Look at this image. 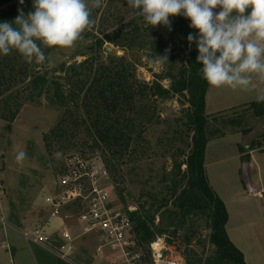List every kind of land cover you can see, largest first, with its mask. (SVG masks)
<instances>
[{"label":"rangeland","instance_id":"rangeland-1","mask_svg":"<svg viewBox=\"0 0 264 264\" xmlns=\"http://www.w3.org/2000/svg\"><path fill=\"white\" fill-rule=\"evenodd\" d=\"M19 3L20 0H12L10 5H5L13 20L19 15L18 10H22L15 9ZM6 15L0 16V22ZM93 16L96 19L95 26L84 33V39L76 42L75 47L62 51L51 49L45 53L55 62V67L51 69L25 63L15 51L10 57L0 55L5 62L9 58L12 60L0 69V188L3 192H0V255L7 254L6 259L0 258V264H131V257L135 253L140 254L142 264H153L151 242L142 243L138 238L126 258L110 245L103 246L102 253L98 252L100 240L94 234L81 236L76 242V252L69 260H62L53 246L35 244L22 237L24 228H30L47 217L43 198L52 191L56 176L65 170V156L74 152L86 153L89 158L101 155L100 159H95L105 163L110 171L108 187L112 191V204L117 210L130 214L145 205L144 210L154 215L156 225L169 224L167 208L172 205H166L164 201L174 195V182L183 179L175 165L185 160L182 152H189L191 143L187 121L192 112L187 93L172 92L167 98L149 95L144 98L146 108L143 112H123L131 121L132 139L127 151L115 154L98 140L92 128L87 127V116L83 110H79L83 91H79L78 96L75 92L73 98L67 100L68 105L64 109L50 98L53 94V90H47L50 85L41 95L34 87H29L33 79L29 74L32 73H46L48 77L55 76L61 81L68 79L69 73H73L79 63L88 57L98 56V50L95 49L98 38L104 39L106 33L116 28L129 31L142 20L135 10L127 6V0H104L103 6L93 11ZM148 33L144 45L137 42V45L128 46L127 43V46H121L106 41L99 50L100 57L108 61L111 55L124 56L131 62L135 61L138 84L151 85L158 80L164 88L170 89L173 78L169 75L172 73L179 77L181 60L186 59L187 52L181 50L183 43L178 36L165 32L157 35ZM154 37L157 41L153 40ZM166 49H170L167 53L168 62L163 65L149 63L155 54L165 55ZM172 63L174 68H171ZM76 88L71 78L67 80L66 96ZM252 97L250 93L234 91L226 86L207 91L209 111L225 108L207 113L209 129L217 128L219 133L212 138L227 135L225 139L210 142L208 173L222 182L225 175H232L231 190L222 191L220 185L218 194L228 200L232 213L246 209L247 215L257 217L262 199L243 187L244 167L241 172L236 150L240 142V152L246 155L250 144L262 142V146L256 148L264 151V115L257 114L254 107H249L250 103L235 106ZM142 103L138 102L137 105ZM62 117L66 118L64 122L60 121ZM232 119L239 124L230 125L229 120ZM73 120L78 123L75 124ZM60 126L64 127L63 132L58 130ZM53 130L56 133H52ZM19 150L26 151L28 157L22 163H17L15 159ZM56 152L62 154L59 159L54 156ZM219 159L221 163H216ZM185 169L186 164H183L182 171ZM185 183L183 180L182 186ZM70 223L74 231L78 232L75 223ZM173 231L174 228L170 227L166 233L157 235L156 239L164 237L168 247L176 248L183 254L186 263L189 258L192 264L200 259L202 264H206L214 254L215 246L209 236L210 221L205 215H190L176 233ZM188 236H192L189 244L186 239Z\"/></svg>","mask_w":264,"mask_h":264},{"label":"trees","instance_id":"trees-1","mask_svg":"<svg viewBox=\"0 0 264 264\" xmlns=\"http://www.w3.org/2000/svg\"><path fill=\"white\" fill-rule=\"evenodd\" d=\"M11 1L0 0V11L3 12L0 13V16L7 14L2 18V21H13L12 15L9 14L10 10L5 8V5H10ZM18 8L27 14L33 10L32 2L27 0L23 4L19 3L15 9ZM141 19V22L134 24L129 31L116 28L112 32L106 33L104 39L98 38L95 43L98 56L96 58L88 57L79 63L76 70L69 73L68 79L61 81L55 76L48 77L46 73H32L29 74L33 77L29 87H34L38 95H41L46 86L50 85L47 86L49 92L53 90L50 98L64 109L68 105L66 104L67 100H71L75 92L78 96L79 91H83L84 97L79 110H83L87 116V127L92 128L98 140L106 144L115 154L127 151L132 139L130 136L131 121L129 116H125L123 112L135 110L140 113L143 112L146 108L144 98L149 95L156 98H167L172 92L187 93V100L192 112L187 121L188 130L191 133V143L189 152H182L185 155V160L179 164H174L183 179L174 182L172 187L174 195L171 196V199L168 198L164 201V204L172 205L167 208L170 215L169 224L166 226L156 225L154 215L147 214L143 208L145 205H142L139 210L130 213L136 239L138 238L142 243H150L156 239L157 235L166 233L170 227H173V233H176V230L187 221L190 215L203 214L210 221V242L215 246L214 254L208 258L206 264H247L243 252L233 243L227 232L226 224L229 214L226 204L212 190L205 172L204 162L207 143L210 138L219 133L217 128L209 129L210 120L206 112V97L210 85L199 74V68L202 65L196 60L198 51L195 42L190 45L187 40L188 35L190 33L196 35L197 30L190 28V20L183 16L170 17L171 31L163 25L146 26L142 17ZM148 32L154 35L165 32L175 37L178 36L183 43L181 50L187 52L186 59L181 60L182 64L178 70L179 77L177 74V76L172 73L169 75L173 78L170 89L164 88L158 80L153 81L151 85L138 84L135 78V66L137 64L135 61L131 62L124 56L111 55L108 61H104L100 57L99 50L104 42L109 41L121 46H127V43L128 46L137 45V42L143 43L145 38H148ZM153 40L157 41L155 37ZM49 51L51 49H45V53ZM11 61L9 58V61L5 62L4 58L0 57V69L2 66H7ZM174 67L175 65L172 63L171 68ZM70 78L77 88L71 91L69 96H66V84ZM138 102L143 103L137 105ZM249 107H254L257 114L264 115V103L252 101ZM63 119L66 120L65 117H62L60 121ZM73 122L78 123L75 120ZM229 124L235 126L239 122L232 119L229 120ZM75 126L78 127V125ZM63 128L60 126L58 130L63 132ZM52 133H56L55 130ZM257 146H262V142L250 144L248 151ZM247 157L249 158V153L243 157L244 161L249 160L246 159ZM183 164H186L185 171H182ZM183 180L186 182L184 186H182ZM191 238L192 236L186 238L188 244ZM186 264H192L189 258H187ZM195 264H202V259Z\"/></svg>","mask_w":264,"mask_h":264},{"label":"clouds","instance_id":"clouds-1","mask_svg":"<svg viewBox=\"0 0 264 264\" xmlns=\"http://www.w3.org/2000/svg\"><path fill=\"white\" fill-rule=\"evenodd\" d=\"M24 0H20L23 4ZM104 0H32V11L13 21L0 22V55L17 52L28 64L51 69L55 62L45 49L62 51L75 47L96 24L95 9ZM127 6L143 18L146 26L163 25L171 31L170 17L190 20L189 44L195 42L201 64L199 74L210 86H227L254 95L264 103V0H127ZM219 11H214L216 9ZM149 60L152 65L168 62L167 53ZM60 152L54 153L59 159ZM16 152L17 163L26 160Z\"/></svg>","mask_w":264,"mask_h":264},{"label":"built area","instance_id":"built-area-1","mask_svg":"<svg viewBox=\"0 0 264 264\" xmlns=\"http://www.w3.org/2000/svg\"><path fill=\"white\" fill-rule=\"evenodd\" d=\"M99 155L89 158L86 153L74 152L65 156V170L56 176L52 191L43 198L47 217L23 229L26 241L53 246L60 259L69 260L76 252V240L94 234L100 240L98 252L110 245L122 257L130 255V248L136 244L133 220L112 204L110 171L105 163L96 160ZM0 192L3 193L1 188ZM252 194L264 198V185H256ZM151 246L153 264H186L183 254L168 247L164 237H157ZM131 264H142L139 253L131 257Z\"/></svg>","mask_w":264,"mask_h":264},{"label":"crops","instance_id":"crops-1","mask_svg":"<svg viewBox=\"0 0 264 264\" xmlns=\"http://www.w3.org/2000/svg\"><path fill=\"white\" fill-rule=\"evenodd\" d=\"M32 1V0H29ZM220 9H216L214 11H219ZM259 82L264 83V77L259 78ZM227 87V86H226ZM212 88V90L215 89L214 86H209V90ZM229 88V87H228ZM231 89V88H230ZM254 96L253 94H251ZM255 98H246L242 103H238L235 106L242 105L244 103H250L254 101ZM208 102L206 104V110H208ZM225 108H218L212 111H217V110H222ZM212 111H207L208 114H210ZM229 136V135H228ZM227 135L221 136V137H215V138H210L207 146H206V152H205V171L206 175L209 181V185L211 186L212 190L225 202L229 218L228 222L226 224L227 232L233 241V243L243 252L245 260L247 264H264V198H261L260 205L258 206V211L256 212L257 217H250L249 215L246 214L247 210L243 212H231L228 204V200L224 197H221L218 192L219 189L218 187L221 185L222 191H229L232 188V175H225L224 177V182L222 180H217L215 179V176H211L208 173V147L211 141L214 139H225ZM239 143H237V158L240 163L239 165V170L242 172L244 164L248 162L250 164V170H251V176L252 180L254 181L255 186L259 184L264 185V151H261L260 149H253L251 151H247V154L249 153V158L247 157L246 159H249L248 161H244L245 159L243 158L245 155L240 152L239 148ZM218 158V157H217ZM216 163H221L220 159ZM217 165V164H216ZM244 175V173H242ZM243 184V183H242ZM243 187L248 191V187L244 181ZM241 188V186H240ZM240 190L237 191V194L239 193ZM251 193V192H250ZM252 194V193H251ZM253 195V194H252ZM254 196V195H253ZM233 196H230V198H233ZM260 198V197H258ZM262 216V218H260ZM54 222V220H53ZM55 223V222H54ZM262 236H261V235ZM83 237V236H82ZM77 242V240H76ZM76 250H77V245H76ZM7 254L1 253V257H6ZM256 257V258H254ZM6 259V258H5Z\"/></svg>","mask_w":264,"mask_h":264},{"label":"water","instance_id":"water-1","mask_svg":"<svg viewBox=\"0 0 264 264\" xmlns=\"http://www.w3.org/2000/svg\"><path fill=\"white\" fill-rule=\"evenodd\" d=\"M243 173H244V181H245L249 191L251 193L254 192L256 189V186L254 184V181L252 180L250 164L248 162H246L244 165Z\"/></svg>","mask_w":264,"mask_h":264}]
</instances>
